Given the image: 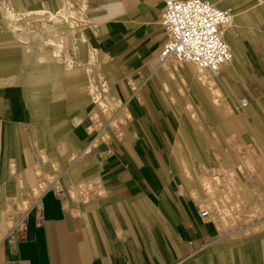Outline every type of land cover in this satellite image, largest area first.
Listing matches in <instances>:
<instances>
[{
  "label": "crops",
  "instance_id": "obj_1",
  "mask_svg": "<svg viewBox=\"0 0 264 264\" xmlns=\"http://www.w3.org/2000/svg\"><path fill=\"white\" fill-rule=\"evenodd\" d=\"M203 1L234 12L224 35L233 57L217 74L174 58L161 60L169 39L161 23L164 0H102L91 19L94 32L85 53L71 39L81 33H56L62 55L74 65L69 70L54 63L57 42L51 30L40 32L39 20L13 24L7 16L45 8L53 13L56 0H0V75L4 68L5 73L15 71L21 55L28 60L27 54H41L32 72L21 61L26 87L11 91L27 113H34L38 156L56 155L44 135L48 127L62 133L70 126L73 149L81 150L73 157L78 162H70L61 175L50 164L52 177L46 175L44 184L31 169L25 174L29 181L13 178V171L23 174L25 169L19 158L22 127L13 119L11 99L0 97V264H184L214 246L218 234L193 197L202 194L186 187L192 174L185 149L200 144L193 133L184 132L195 122L191 108L199 112L202 107L208 123L217 112L223 131L210 129L206 153L214 154L217 146L228 155L253 154V170L264 180V0ZM32 25L37 26L34 31ZM82 33L84 42L88 33ZM96 49L106 60L108 82L121 102L119 106L109 97V109L118 107L113 118L94 97L93 91L99 92L95 78L88 74L83 87L76 82L83 59L93 63ZM71 91L82 93V102L93 108L90 119L111 122L107 146H93L90 134L76 133L81 118H65L63 95ZM219 93L221 104L216 103ZM242 99L248 101L246 108ZM218 251L223 252L213 255ZM231 251L217 246L205 258L209 264H226L248 252L249 260L239 259L238 264H254L252 250Z\"/></svg>",
  "mask_w": 264,
  "mask_h": 264
},
{
  "label": "rangeland",
  "instance_id": "obj_2",
  "mask_svg": "<svg viewBox=\"0 0 264 264\" xmlns=\"http://www.w3.org/2000/svg\"><path fill=\"white\" fill-rule=\"evenodd\" d=\"M101 1L102 0H70L69 2L70 5L68 7L69 9H73L75 14L67 21L65 26L66 31H68L69 35L77 34V32L81 30H83V32L87 31L88 33L84 42L81 41V37L75 35L71 37L81 49L82 53H85L84 49L90 44L89 38L92 37L94 32L91 19H93L95 9L99 6ZM84 5L86 7V12L83 16V20L80 21L79 16L82 14L81 10ZM56 6L57 0L56 3H54L52 11L56 10ZM38 7L40 6L35 8ZM38 24L40 32L46 31V33H48L47 30H51L52 34L55 36V41L58 42L59 37L56 36L55 32L56 29L63 24L61 19L54 22V24L50 23L47 25L46 18H44L39 20ZM36 28L37 26L32 25V31ZM66 38L67 37L64 36L62 40L64 41ZM96 50L97 55L93 63L86 64L85 62L88 59H83V65H81L82 72L80 78L76 82L83 87L87 80L86 76L89 77L88 74L92 76V79L95 78L94 85L99 92L93 91L94 97L98 98V102L105 105L107 117L113 118L118 107L116 110H110L111 106L108 107V102L110 101L109 97H113V100L118 102L119 106L121 102L114 87L108 82L109 76L107 73L108 69L106 60L101 52L98 49ZM27 55L29 57L28 60H26L27 56L25 57V55L19 57V64L16 65L17 68H14L15 71L13 70L11 73H5L7 70L4 68L3 73L0 75V97L11 99L15 109V116H13V119L20 123L22 127L21 135L19 134V136H17L20 144L19 158L22 160L25 169L22 171L23 174L21 173L22 176L20 173L13 171V178L22 177L23 182L29 181L25 174L31 169L36 174L35 177H37L38 182L44 184L45 178H47L46 175H51L50 164H52L55 174L57 176L61 175L70 162H78V157L75 160H73V157L76 158L81 150L73 149L74 145L71 144V137L75 134V131L72 130L70 126H68L67 129H64V132L62 133L53 132L50 127H48L44 135L48 136L47 142L49 148L51 147L52 142L56 155L52 156L49 153L47 155H42L41 157L38 156L40 150L36 146V124L33 122V119L35 118L33 115L34 113H27V109L23 108L16 92H11L26 87L23 82L26 75L23 77L24 71L23 69L20 70L22 66L20 64L21 61H26L28 63L27 69L32 68L28 72H32L37 66L34 60L36 61L41 56L40 53ZM83 68L85 70L88 69L89 73L83 70ZM97 72L101 74V79L96 78ZM78 92L79 91H71L66 92V94L63 95V103L68 105L65 110V118L69 117V115H72L73 120H79L81 118V121H83L81 123L82 126H79V128L77 127L76 133L79 136L86 133L90 134L89 137L91 141L95 143L93 146H98L101 143H103L104 147L107 146L112 142L110 131L114 127L111 125V122L106 123L100 119L96 121L90 119L94 118L90 112L93 108L90 107L89 103L82 102L83 94ZM219 94L221 96L216 98L217 104H221V102L224 101L222 94ZM100 96H102L103 99H106V101H102ZM191 110H193V119L195 122L189 124V128L185 129L184 133H193L196 138H198L196 140L200 145L198 146L195 143L187 146L185 149L187 150V153H185L186 155L184 156L188 159L189 171H191L192 174L189 179L187 177L186 187L190 192L191 187H194V189L196 188L197 190L199 189L202 195L199 194V199L195 195L193 197L200 203V209L208 212L207 217L212 222L216 233L218 234V240L213 247L208 248L201 255L184 264H209L208 257L207 259L205 257L209 253V249L211 250L217 246L224 247L225 249L226 247H231V252H233V254H240L242 251L245 252L247 249H250L253 251H251V254L254 258V264H264V186L262 185L264 180H260V175L257 176L255 170H253L257 158L253 154H224L221 151V148H217V146H214V154H207L206 146L208 140L206 139V136L210 133V129L214 133H222V117L215 112V115H212L211 117L213 122L208 123L210 119L209 117H206V114H202V111L204 110L202 107L198 109L199 112H197L196 108H191ZM236 113L239 114L238 111H236ZM47 120H49V118H47ZM98 123L99 125L96 127ZM118 123L119 122H116V127H118ZM102 128V132L104 133H102L101 136H96V134H98L97 132ZM106 135L107 137H105ZM26 141L27 145L25 143ZM233 142L236 147H239L237 140H233ZM210 149L212 148L210 147ZM31 156L35 157L33 162L30 160ZM178 157L180 162H182L180 155H178ZM185 172L186 171L184 170V173ZM188 173L190 172H187V174ZM263 177L264 169L262 170V178ZM26 188L27 187H24V189ZM219 252L223 251H218L213 255L218 256ZM247 254L248 252L244 254V257H240L239 259L242 260L244 258L246 261L248 259ZM239 259L230 258L228 262L224 263L238 264L239 261L241 262ZM221 263L223 264V261Z\"/></svg>",
  "mask_w": 264,
  "mask_h": 264
},
{
  "label": "built area",
  "instance_id": "obj_3",
  "mask_svg": "<svg viewBox=\"0 0 264 264\" xmlns=\"http://www.w3.org/2000/svg\"><path fill=\"white\" fill-rule=\"evenodd\" d=\"M233 18L231 8L220 9L203 0H164L161 23L169 39L160 52L161 60L174 58L202 71L219 72L232 60L224 35ZM247 106L248 101L242 99L241 107Z\"/></svg>",
  "mask_w": 264,
  "mask_h": 264
},
{
  "label": "bare ground",
  "instance_id": "obj_4",
  "mask_svg": "<svg viewBox=\"0 0 264 264\" xmlns=\"http://www.w3.org/2000/svg\"><path fill=\"white\" fill-rule=\"evenodd\" d=\"M60 2V6H58L56 8V11L55 12H48L47 9L45 8L44 10L42 11H32V12H19V13H16V12H13V11H10L7 13V16H8V19L13 23L15 24L16 20H23L24 22H31V21H37V20H40V19H43V18H47L49 21H53V22H56V21H59L60 19L63 21V24L61 27H59L57 29V35L58 36H62V35H66L67 34V31L65 29V26L67 24V21L69 20V18H71V16H73L75 13L73 11V9H69L68 6L70 5V0H58ZM57 2V3H59ZM43 3V2H42ZM82 11V14L79 16L80 18V21L83 20V16L86 12V7L85 5L83 6V9L81 10ZM87 16V15H86ZM22 18V19H20ZM26 18L30 19V20H27ZM82 18V19H81ZM86 19V18H85ZM11 23V24H12ZM84 23V22H83ZM14 26V25H13ZM13 29H15V27H13ZM83 30L77 32V33H81V37H82V33ZM71 33V32H70ZM44 34V33H43ZM55 37V36H54ZM30 39V38H29ZM67 39V38H66ZM65 39V42L67 41ZM83 39V38H81ZM56 40V39H55ZM54 48H53V56L55 58V62L56 63V66L58 65L60 68L64 69V70H69V69H72L74 67L72 61H70L69 59H67L66 57H64L62 54V50H63V45L62 43H59V40L57 43L53 44ZM45 47V46H44ZM66 50V49H65ZM75 52V51H74ZM68 55V54H67ZM233 57V56H232ZM69 58V57H68ZM192 64V63H191ZM38 69V68H37ZM199 71L201 72H204L200 69H198ZM205 72H209V71H205ZM212 74H217V73H214V72H210Z\"/></svg>",
  "mask_w": 264,
  "mask_h": 264
}]
</instances>
